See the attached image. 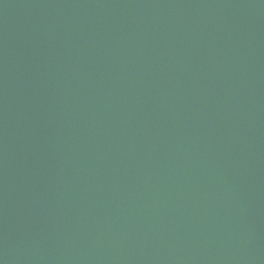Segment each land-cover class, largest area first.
I'll return each mask as SVG.
<instances>
[{
  "label": "water",
  "instance_id": "1",
  "mask_svg": "<svg viewBox=\"0 0 264 264\" xmlns=\"http://www.w3.org/2000/svg\"><path fill=\"white\" fill-rule=\"evenodd\" d=\"M0 264H264V0H0Z\"/></svg>",
  "mask_w": 264,
  "mask_h": 264
}]
</instances>
